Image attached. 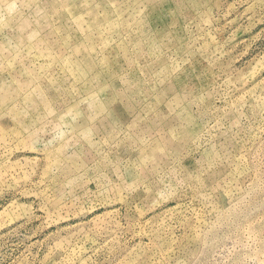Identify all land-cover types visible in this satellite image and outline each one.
<instances>
[{"label":"rangeland","instance_id":"374dc122","mask_svg":"<svg viewBox=\"0 0 264 264\" xmlns=\"http://www.w3.org/2000/svg\"><path fill=\"white\" fill-rule=\"evenodd\" d=\"M0 264H264V0H0Z\"/></svg>","mask_w":264,"mask_h":264}]
</instances>
